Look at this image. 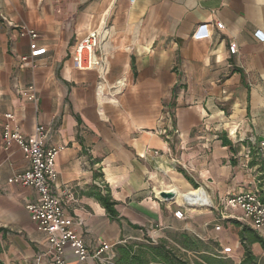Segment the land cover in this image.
I'll use <instances>...</instances> for the list:
<instances>
[{
	"label": "crops",
	"instance_id": "1",
	"mask_svg": "<svg viewBox=\"0 0 264 264\" xmlns=\"http://www.w3.org/2000/svg\"><path fill=\"white\" fill-rule=\"evenodd\" d=\"M97 29L104 71H75L74 47ZM22 30L46 50L34 67L19 66L31 44ZM257 32L264 36V0H0V264H53L25 209L38 202L37 192L7 183L29 165L16 145L2 146L6 114L26 136L44 126L46 148H63L50 191L90 254L105 244L102 258L112 264L116 245L166 242L190 264L216 253L239 264V228L231 221L242 214L224 215L222 205L255 188L248 152L264 140ZM30 85L36 102L20 96ZM104 188L115 219L91 196ZM195 190L200 203L176 198ZM161 192L175 195L166 201ZM177 211L184 219L173 217ZM183 236L202 244L198 253L174 243ZM224 248L231 252L222 255ZM64 261L80 264L69 248Z\"/></svg>",
	"mask_w": 264,
	"mask_h": 264
},
{
	"label": "built area",
	"instance_id": "2",
	"mask_svg": "<svg viewBox=\"0 0 264 264\" xmlns=\"http://www.w3.org/2000/svg\"><path fill=\"white\" fill-rule=\"evenodd\" d=\"M133 4L135 0H129ZM217 29H222V24H216ZM103 30H96L89 33L75 47L71 56L72 68L78 72L98 71L103 72L105 65L98 56V47ZM23 36H28L31 40L29 53L20 57V67H34L38 58L46 54L44 48L37 47L35 41L38 35L32 31L22 30ZM262 41L264 36L256 33ZM228 53L234 55L236 47L228 48ZM20 96L27 101L36 102V91L33 86H27L20 92ZM15 118L11 114L4 116L1 128V142L4 150L16 145L28 163V169L20 174L12 176L7 180L8 184L30 187L38 194V202L28 204L25 209L29 214L31 222L37 231L45 234L49 252L53 257V264H65L64 251L66 248L71 250L72 255L78 263H84L88 259L100 261L102 264H111V260L102 258V255L109 251L110 247L101 244L93 254L82 239L74 230L71 229L72 221L64 214L60 201L51 194V185L55 183L57 173L55 170V159L63 150L62 147L46 148V129L42 125H37L34 133L26 136L19 131L15 124ZM161 134V133H160ZM163 134V133H162ZM258 155L264 159V140L259 144ZM250 156V153L248 152ZM255 188L251 191L243 190L239 193L228 195L223 201V210H238L241 212V221L257 232L264 231V203L261 197L264 194V170L257 173L254 181ZM187 202H190L186 200ZM203 197L195 198L193 203H200ZM177 220L184 219L182 212L177 211L173 214ZM219 228H215L218 230ZM231 252L230 248H224L222 255Z\"/></svg>",
	"mask_w": 264,
	"mask_h": 264
},
{
	"label": "trees",
	"instance_id": "3",
	"mask_svg": "<svg viewBox=\"0 0 264 264\" xmlns=\"http://www.w3.org/2000/svg\"><path fill=\"white\" fill-rule=\"evenodd\" d=\"M224 146H228L231 149V143L227 140L223 142ZM249 166L251 168L256 167V172L264 170V159H262L257 152H250ZM103 193L94 192L91 194L106 214L111 218L115 219L117 214L114 209L115 203L112 201L109 191L104 188ZM264 203V194L261 197ZM235 226L239 228V239L243 250V257L239 264H264L263 258H257L251 251L253 244H258L264 252V240L250 228L242 225L238 222L231 221ZM1 232V230H0ZM178 247L188 252L198 253L199 246L202 244L194 239L183 236L181 239H175ZM174 250V251H173ZM116 256L112 264H190L186 257V254L180 253L174 248H168L166 242H160L157 245H150L146 243H137L133 245H116L115 246ZM218 254L212 256H199V259L204 264H233L229 259L219 258ZM194 264H200L194 261Z\"/></svg>",
	"mask_w": 264,
	"mask_h": 264
},
{
	"label": "rangeland",
	"instance_id": "4",
	"mask_svg": "<svg viewBox=\"0 0 264 264\" xmlns=\"http://www.w3.org/2000/svg\"><path fill=\"white\" fill-rule=\"evenodd\" d=\"M259 146H258V148H256L255 149V152H259ZM252 152V151H251ZM251 158V157H250ZM250 162V161H249ZM257 173L258 172H256V175H257ZM243 191V190H242ZM247 191H249V190H247ZM251 191V190H250ZM228 210V209H227ZM231 211H238V210H231ZM223 214L224 215H226V214H229V212H226V210H225V212H223ZM234 217H241V213H239V212H235V213H231ZM237 222H239V223H241V224H243V222L242 221H237ZM227 223H220L219 225H220V227L221 228H227V227H229L230 225H233V224H231V223H228L227 225H226ZM225 226H227V227H225ZM258 233H260V232H258ZM261 233H263L262 234V237H263V239H264V231H262ZM251 251H252V253L256 256V257H258V258H263L264 259V252L262 251V249L258 246V245H253L252 247H251ZM229 254V253H228Z\"/></svg>",
	"mask_w": 264,
	"mask_h": 264
},
{
	"label": "bare ground",
	"instance_id": "5",
	"mask_svg": "<svg viewBox=\"0 0 264 264\" xmlns=\"http://www.w3.org/2000/svg\"><path fill=\"white\" fill-rule=\"evenodd\" d=\"M181 193V192H180ZM175 195V194H174ZM179 196V198H181L182 200H188L190 202H193L195 198L201 197V192L199 191H190L187 194H177L176 192V198Z\"/></svg>",
	"mask_w": 264,
	"mask_h": 264
},
{
	"label": "water",
	"instance_id": "6",
	"mask_svg": "<svg viewBox=\"0 0 264 264\" xmlns=\"http://www.w3.org/2000/svg\"><path fill=\"white\" fill-rule=\"evenodd\" d=\"M173 197H174V195L172 193H169V192H167V193L161 192L159 194V198L162 200H166V201L173 199Z\"/></svg>",
	"mask_w": 264,
	"mask_h": 264
}]
</instances>
